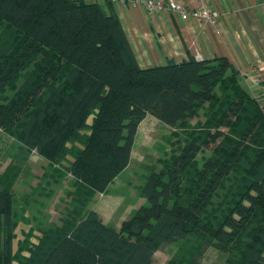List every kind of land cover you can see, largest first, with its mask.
<instances>
[{"label":"trees","instance_id":"trees-1","mask_svg":"<svg viewBox=\"0 0 264 264\" xmlns=\"http://www.w3.org/2000/svg\"><path fill=\"white\" fill-rule=\"evenodd\" d=\"M0 19L8 28L0 126L30 150L57 149L58 157L94 114L92 134L69 167L84 190L106 189L130 163L147 115L180 127L204 115L179 154L147 175V204L121 230L84 209L92 195L78 196L62 226L37 241L28 232L29 245L18 246L13 197L1 183L0 264H151L162 244L179 239L187 243L174 264H199L208 248L231 264H264V105L227 58L143 68L118 15L87 0H0ZM17 119L22 127L10 125ZM206 147L212 150L199 161Z\"/></svg>","mask_w":264,"mask_h":264},{"label":"rangeland","instance_id":"rangeland-1","mask_svg":"<svg viewBox=\"0 0 264 264\" xmlns=\"http://www.w3.org/2000/svg\"><path fill=\"white\" fill-rule=\"evenodd\" d=\"M6 29L8 28L4 20L0 19V45L6 42ZM29 70L30 68L26 70L27 72L21 73L20 79L12 83L9 90L16 91ZM59 73V69L50 71L45 77V89L55 84ZM248 91L264 105V88L257 95ZM40 94L43 98L46 91H40ZM201 114V117L191 119L185 127L170 126L147 115L138 127L130 163L106 189L91 192L80 186L69 171V167L77 156L78 148L83 146L84 139L92 134L94 114L87 116L77 136L70 138L68 135L69 138L64 143L65 152L58 157H56L59 151L57 149L48 148L45 153L30 150L14 136L11 130L0 126V184L3 183L13 197L16 245L26 243L23 238L28 232L32 236L31 239L37 241L39 239L37 236L42 235L44 231L57 230L75 209L78 196L92 195V200L88 201L84 209L88 213L91 212L103 224L121 230L123 222L130 219L140 206L147 204V199L142 194L147 175L151 170H161L164 168L165 159H171L179 154L187 136L196 133L197 121L204 120L203 111ZM10 125L22 127L19 119ZM211 150L206 147L203 153L200 152L199 161ZM49 154L54 157L48 156ZM61 171H64V175H61ZM186 243L187 241L179 239L173 243L162 244L154 254L151 264L176 263L185 253ZM28 245L29 242L25 244L26 247ZM232 262L233 259L227 254L208 248L201 255L199 264H231Z\"/></svg>","mask_w":264,"mask_h":264},{"label":"crops","instance_id":"crops-1","mask_svg":"<svg viewBox=\"0 0 264 264\" xmlns=\"http://www.w3.org/2000/svg\"><path fill=\"white\" fill-rule=\"evenodd\" d=\"M87 1L98 2L107 14L118 15L141 67L191 57H224L239 70V79L248 90L255 95L263 91L264 0H182L190 9L210 7L218 13L216 23L195 17L184 20L169 10L153 13L130 0Z\"/></svg>","mask_w":264,"mask_h":264},{"label":"built area","instance_id":"built-area-1","mask_svg":"<svg viewBox=\"0 0 264 264\" xmlns=\"http://www.w3.org/2000/svg\"><path fill=\"white\" fill-rule=\"evenodd\" d=\"M113 2L126 3L129 0H111ZM132 4H142L153 13H162L164 10L172 11L187 20L195 17L202 21L216 23L218 13L213 11L208 6L190 9L189 6L182 0H130Z\"/></svg>","mask_w":264,"mask_h":264}]
</instances>
